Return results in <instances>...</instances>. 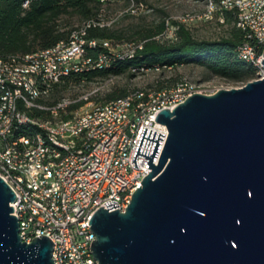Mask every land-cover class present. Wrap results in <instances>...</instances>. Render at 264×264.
Instances as JSON below:
<instances>
[{
    "label": "water",
    "instance_id": "95a60500",
    "mask_svg": "<svg viewBox=\"0 0 264 264\" xmlns=\"http://www.w3.org/2000/svg\"><path fill=\"white\" fill-rule=\"evenodd\" d=\"M261 64L264 67V52ZM142 129L132 161L150 171L124 211L104 202L89 219L98 264H264V75L193 93ZM15 193L0 176V264H54L52 241L19 236ZM40 236V235H38Z\"/></svg>",
    "mask_w": 264,
    "mask_h": 264
},
{
    "label": "bare ground",
    "instance_id": "6f19581e",
    "mask_svg": "<svg viewBox=\"0 0 264 264\" xmlns=\"http://www.w3.org/2000/svg\"><path fill=\"white\" fill-rule=\"evenodd\" d=\"M28 3L25 2L24 7ZM131 4L129 12L136 14L135 0ZM232 9L238 11V27L248 33V39L249 32H255L260 23L264 22V0H208V10L203 17L210 18L221 10ZM99 25L102 26L103 24ZM90 26L91 24L80 31H74L71 35L73 37L77 33L75 43L80 44V52L85 54L86 47L94 50L99 47L110 50L111 43L109 41L85 39L87 28ZM166 26L167 32L163 35L164 39H175L180 26L171 25L170 21L167 22ZM61 45L62 42L54 48ZM143 45L126 44L122 46L124 49L122 53L117 54L116 51H110L109 54H102L96 62L89 58V65L97 66V69L107 68L116 59L132 58L138 50L143 49ZM54 48L27 56L16 55L8 58L0 56V136L15 126H19V131L25 132L30 141V149L41 148V151L54 152L50 158L45 159V166L50 178L51 199L44 192L36 191L30 180H25L29 179V171L23 164H26V158H33V151H26L25 156L23 144H4V140L0 138V176L13 189L16 196L15 200L34 204L46 211L49 222H59V214L55 212L56 208H60L61 224H68L70 207L69 205H61L64 197L68 194V182L61 172L68 168V152H87L89 148H94L97 145L100 134H108L110 131H117L127 126L136 114H142L146 107L158 103L159 99L168 97L170 94L186 99L193 93L212 94L216 91H209V89L205 91L202 89L205 88L202 87L203 85L184 82L173 89L131 93L123 99L102 105L97 104L94 108L77 117L62 121V116L67 113L72 102L62 101L55 106H49L45 102L54 86L68 76H53V83L49 82L50 67L44 66L38 58L42 54H51ZM238 57L256 65L259 68V77L264 75L262 59H257L252 49L241 47L238 50ZM133 72L137 71L133 70ZM17 93L19 95L18 101ZM176 105L178 103H170L168 108L172 109ZM74 120L81 121V127L72 136L70 129H74ZM163 134V136L168 135L166 125L163 127ZM166 138H162V148ZM146 175L143 174L140 185ZM130 199L131 195L129 202ZM87 234H94L89 225L87 226ZM93 240L95 239H91V242ZM52 243L51 257L54 264H81L77 254L67 253L66 256L67 243H59L58 245L55 241ZM95 264H98V261H95Z\"/></svg>",
    "mask_w": 264,
    "mask_h": 264
},
{
    "label": "built area",
    "instance_id": "2783aa9c",
    "mask_svg": "<svg viewBox=\"0 0 264 264\" xmlns=\"http://www.w3.org/2000/svg\"><path fill=\"white\" fill-rule=\"evenodd\" d=\"M126 1L134 3V0ZM76 34L62 42L61 46L52 49L51 54L38 57L44 66L50 67L49 82L53 83V76H69L72 73L97 69V66L89 65V54L80 52V44L75 43ZM241 45L244 49H252L257 59H263L264 22L260 23L255 32H249V42ZM18 96L17 93V101ZM184 100L185 97L170 94L159 99L158 103L146 107L142 114H136L127 126L108 134H100L97 145L89 148L87 152H68V168L61 171L68 182V194L61 205L70 207L69 223L61 224L60 208H56L55 212L59 214V222H49L46 211L34 204L15 200L11 204L12 214L17 217L20 238L30 242L34 236L45 235L57 245L67 243L66 256L67 253H75L81 264H95L97 260L92 255L90 246L91 239L96 236L87 234L89 218L99 207L107 209L104 202L108 200L118 204L117 207L108 209L109 211H124L130 195L140 186L143 174L150 171V168L145 167V162H148L146 157L136 156L138 168L131 162L136 147L151 152L150 148L137 145L143 127L163 134L165 124L155 121V116L160 110L170 107V103L179 104ZM80 127L81 121L74 120V129H70V135L73 136ZM0 138L4 140V144H23L25 156L26 151H33V158H26V164H23L29 171V179L25 180H30L36 191L44 192L51 199L45 159L50 158L54 152L41 151V148L30 149V141L25 132L19 131V126L3 133ZM161 150L162 141L154 163L157 162Z\"/></svg>",
    "mask_w": 264,
    "mask_h": 264
},
{
    "label": "trees",
    "instance_id": "16d2710c",
    "mask_svg": "<svg viewBox=\"0 0 264 264\" xmlns=\"http://www.w3.org/2000/svg\"><path fill=\"white\" fill-rule=\"evenodd\" d=\"M25 2H29L26 7H24ZM103 4L102 0H0V56L4 58L16 55L27 56L54 48L60 42L71 37L74 31H80L89 24L91 26L87 28L86 40L109 41L111 43L110 50L102 47H99V50L86 47L85 54H89L93 62H96L102 54H109V51L122 52L121 47L126 44H135L136 46L144 44L143 49L138 50L132 58L116 59L107 68L72 73L54 86L49 95V98L53 100L50 102L47 100L45 102L47 105L55 106L61 103L63 100H59L58 93L65 89L69 83L90 81L95 77L119 74L125 71L136 70L138 72L194 63L204 66L213 75L231 81L245 82L259 72L256 65L238 57V50L243 47L241 44H247L249 39L248 33L238 27V11L236 9L221 10L215 14V17L221 14L222 23L230 26L229 35L226 37L215 40L197 39L192 36L187 27L180 25L175 39L156 41L152 38L159 35L165 28L163 20L154 29L136 30L139 39L143 40L139 43L129 42L132 41L129 39L130 35L122 28L114 29L99 25L101 24L99 18ZM64 15L77 16L86 24L80 28L63 29L59 20ZM176 83L168 86L162 85L156 88L161 89L152 91L173 89L179 85ZM174 84L176 85L173 86ZM138 91L150 92L146 90L135 92ZM127 92L123 88L115 89L105 96V101L108 100L106 102L108 103L135 93ZM82 104V101L71 104L67 113L62 116V121L74 118L76 112L71 110H75Z\"/></svg>",
    "mask_w": 264,
    "mask_h": 264
},
{
    "label": "rangeland",
    "instance_id": "374dc122",
    "mask_svg": "<svg viewBox=\"0 0 264 264\" xmlns=\"http://www.w3.org/2000/svg\"><path fill=\"white\" fill-rule=\"evenodd\" d=\"M131 5L125 0H107L102 5L103 10L99 18L103 26L114 29L122 28L130 35L129 39L132 41L129 42L143 41L139 39L136 30L154 29L163 20L165 28L159 35L157 34L155 38L154 36L152 38L156 41H163L162 38L164 39L163 35L167 32L166 24L168 21L171 25H184L190 30L192 36L197 39L215 40L229 35L230 26L222 23L221 14L216 17L215 15L210 18L203 17L208 10V0H139L138 2L135 0L136 14L129 12ZM59 22L63 29L80 28L86 24L77 16L69 15L62 16ZM122 50L124 51L123 48ZM255 78H259V72L252 79ZM175 82H177L176 84L185 82L193 85H203L202 87L205 88H201L205 91H208V89L209 91H217L220 88L240 87L246 83L245 81H231L213 75L202 65L186 63L174 65L170 68L163 67L138 72L125 71L119 74L95 77L90 81L83 80L69 83L65 89L58 93V98H60L59 100L70 101L72 104L82 101L83 104L80 107L71 110L76 112L75 117H77L83 112L94 108L97 104L106 103L108 100L105 101V96L115 89L123 88L128 91L127 93L137 90L152 91L161 89H156L159 86H168ZM49 99L48 102L53 100Z\"/></svg>",
    "mask_w": 264,
    "mask_h": 264
}]
</instances>
